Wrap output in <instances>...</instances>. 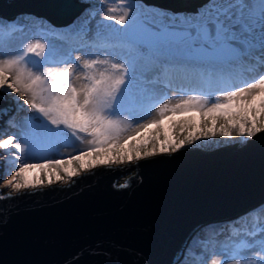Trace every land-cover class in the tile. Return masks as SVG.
Masks as SVG:
<instances>
[{
  "label": "snow or ice",
  "instance_id": "obj_1",
  "mask_svg": "<svg viewBox=\"0 0 264 264\" xmlns=\"http://www.w3.org/2000/svg\"><path fill=\"white\" fill-rule=\"evenodd\" d=\"M134 7L133 0H119L118 8L107 9L104 19L114 24L101 23L96 36L102 35L101 29L111 30L119 41L105 38L103 43L86 44V54L92 58L50 60L39 40L0 58V91L18 94L35 114L26 124L24 142L14 143L15 136L8 135L0 139V149L41 155L61 147L75 149L79 143V154L68 163L74 159L81 169L90 170L152 157L154 142L160 143V153H167L201 136H215L213 129L200 130V116L211 119L213 128L217 117L223 118L226 123L219 131L224 137H233V129L245 140L264 133V0H208L195 13L161 15L158 20L130 15ZM118 10L120 14H111ZM90 23L85 19L80 25L85 37ZM11 38L12 33L0 27V47ZM92 47L98 51L92 52ZM56 63L64 67L45 66ZM257 70L260 74L249 78ZM171 73L199 86L177 89L187 98L169 97L165 90L172 88ZM81 77L86 83L75 86L74 79ZM177 116L180 120H175ZM165 119L175 120L172 128L179 125L181 134L192 130L177 141L164 126ZM161 128L163 141L157 131ZM153 131L155 136L150 135ZM94 154L96 159L86 162ZM63 165L64 160L50 158L40 164L22 160L5 183L16 191L42 185L43 181L33 183L26 176L34 168H51L57 181L63 178L56 169H63L69 179L78 175ZM259 235V240L241 239L231 247L205 252L201 264H264V223ZM217 255L223 259H214Z\"/></svg>",
  "mask_w": 264,
  "mask_h": 264
},
{
  "label": "water",
  "instance_id": "obj_2",
  "mask_svg": "<svg viewBox=\"0 0 264 264\" xmlns=\"http://www.w3.org/2000/svg\"><path fill=\"white\" fill-rule=\"evenodd\" d=\"M133 1L178 13L207 0ZM87 7L78 0H0V18L27 14L66 26ZM22 111L0 96L3 136ZM0 196V264H174L198 227L264 203V133L241 148L159 153Z\"/></svg>",
  "mask_w": 264,
  "mask_h": 264
},
{
  "label": "rangeland",
  "instance_id": "obj_3",
  "mask_svg": "<svg viewBox=\"0 0 264 264\" xmlns=\"http://www.w3.org/2000/svg\"><path fill=\"white\" fill-rule=\"evenodd\" d=\"M81 3L88 4L87 8H90L89 14H80L76 19H74L71 23L74 25H77V22L83 23L85 19H88L91 21L89 27L91 28V31L88 33L87 37H85L83 34L79 38H77L75 41H71L70 38L68 39H62L57 36H50V38L43 37V34L39 33L36 30V27L34 25H27L26 28L22 29L16 34H12V38L10 41H5V46L0 47V58H7V55L15 54L22 46H25L28 43H34L36 40H39L40 43L46 45L45 47V55L51 60L60 61L62 59L68 60L69 57H71L73 60L76 57H80L81 60L92 58L89 57L86 53L88 49H85L84 46L86 44H92L93 41H96L97 43H101L98 41L97 38L111 36L113 38H118V36L112 32L111 30H104L101 29L102 35L100 37L96 36L97 33V26L101 23L108 25V24H114L113 21L105 20L104 17L109 14L107 12L108 8H118L119 0H78ZM135 7L133 9V12L130 13V15H137L138 13L141 15L142 18L147 19H159L161 15H186V14H192V13H185V12H178V13H172L169 11H164L157 9L155 7L147 8L144 7L142 3L133 1ZM111 14H120L119 10L116 13ZM20 15H27V14H20ZM69 23L68 25H70ZM77 23V24H76ZM30 24V23H28ZM67 26V25H66ZM115 28H120L121 26L118 24L114 25ZM92 52H97L96 47L91 48ZM101 58H104L103 56ZM39 59V58H36ZM46 67H64V65L56 63V64H46ZM68 67H71V62L67 65ZM79 72V70H77ZM260 71V70H259ZM259 73L255 74L254 76L259 75ZM252 76V77H254ZM251 78V77H250ZM86 83V81L81 77L80 79H74V84L77 87H80ZM159 88L163 89L164 85H158ZM214 88V87H212ZM189 89V88H188ZM190 90V89H189ZM214 90V89H213ZM169 97H176L177 99L181 98H187L186 95H182L180 91L175 89H166L165 90ZM218 94V93H217ZM0 96L9 99L13 109L15 110L17 107L23 109L22 114L20 115L18 121L16 122L15 126L13 127L12 131L8 135L15 136V142L23 143V132L25 130L27 122L35 115L32 110L29 108L28 105L24 103V100L21 99L18 94L11 93L10 95H5L2 91H0ZM177 99H173V103L177 102ZM210 99V98H209ZM171 115V114H169ZM189 116L196 115L195 113H189ZM7 118V115L3 116L1 121L3 123L0 126V130ZM158 118V117H157ZM175 120H180V117L177 116ZM175 120L171 123L165 119L164 126L168 129L169 135L177 141L179 139H184L185 136L188 135L189 131H191V128L186 129L183 134L179 131V125L175 127V129L172 128V124L175 123ZM200 130L203 132H208L209 129H213L216 131V135L212 136L209 134L208 136H201V139L198 141H195L191 144H185L184 147L179 149L178 151L182 150H188V149H199L203 152H211L213 150L222 148V147H230V146H236L237 148L243 147L249 140H245L244 138H241L237 135L236 131L233 129V137H224L220 134V125L225 124L226 121L221 118L217 117L215 128H213L211 119L205 120L203 116H200ZM0 121V123H1ZM157 131L161 132L160 135V141H163L165 139L163 135L164 128L158 129ZM8 135H2L0 133V139L7 138ZM151 136H155L156 132L153 131L150 133ZM197 135H200V131L197 132ZM156 146V154H159V148L160 143L154 142ZM152 143H149L148 149L150 150L152 148ZM81 145L79 143L76 144L75 149L72 147H61L58 151H50L46 153H42L41 155H33L30 151L25 153H20L17 150L13 148L9 149H0V167L2 168V173H0V195L8 194V193H16L22 190H26L28 188L21 189L19 191L14 190L11 186L7 185L5 181L11 179L12 174H14L18 169V164L24 160L28 163L33 164H40L45 162V158H50L53 160H64L63 168H68L71 170H76L78 174H80L82 171H87L84 169H81L80 162L76 160H72L71 164L68 163V160L71 159L72 156L78 155L79 153L76 151V149L80 148ZM167 153H172L171 151ZM115 155V153H113ZM96 159V155L94 154L91 158H86V162L91 163L92 160ZM144 159V158H142ZM141 160V159H139ZM138 160L134 159V163ZM128 163L126 160L124 163H111L108 166H122L123 164ZM129 163V164H131ZM92 169V168H91ZM56 172L59 173V175L63 178L59 181L56 180V174L52 171L51 168L48 169H30L26 176L29 180H31L33 183H35L37 180L43 181L42 185H39L37 187H45L48 184L49 176H51L52 183L51 184H59L64 185L67 182H69V178L67 174L63 171V169H56ZM19 179V177H18ZM29 188H35V187H29ZM263 204L255 207L254 209L248 211L247 215L243 214L244 219V227L240 226L239 223H234V229H231L229 231L227 228V225L222 226L224 223H214L213 225L217 224L216 227H214L212 232H215L217 229V233L219 234L215 239L212 237V234L206 235L205 237L199 236L197 240V244L195 246L194 252L191 250L186 255V260L184 261V264H196L195 261L201 262L203 259V254L205 253V249H208L207 251H219L221 247H231L235 241H239L241 239H255L259 240L261 239L260 233V225L261 223H264V217L263 215L258 216L254 218L251 216V214L254 212H257L259 209L263 208L261 207ZM245 215V216H244ZM254 220V221H253ZM212 224V223H210ZM251 233L252 235L249 236L248 234ZM222 234V235H220ZM210 243V244H209ZM186 245V244H185ZM184 245V247H185ZM181 251V255L185 254L183 249ZM181 257V256H180ZM179 257V258H180ZM214 259L220 260L223 259L221 256H214ZM179 260V259H178ZM210 264V261H209ZM232 264V262H230Z\"/></svg>",
  "mask_w": 264,
  "mask_h": 264
},
{
  "label": "trees",
  "instance_id": "obj_4",
  "mask_svg": "<svg viewBox=\"0 0 264 264\" xmlns=\"http://www.w3.org/2000/svg\"><path fill=\"white\" fill-rule=\"evenodd\" d=\"M89 13H90V8H86L85 10L82 11L81 14H89ZM28 23H30V24H28ZM77 23H76L77 25H74L71 23L70 25H67V26H55L52 23H50L49 21H47L46 19H44L42 17H37L35 15H18L15 18L10 19V20L0 18V27H3L6 32H11L12 34L18 33L22 29L26 28L27 25H29V26L34 25L36 27V30L39 33L43 34V37L50 38V36H57V37L62 38V39L70 38L71 41H75L77 38H79L81 36V33L79 32V28H80V25L82 24V21L77 22ZM105 38H107L112 43H118V41H119V39L113 38V37L108 36V35L106 37H101V38H97V39L99 42L103 43ZM50 57H49V59L51 60ZM251 63H254V62L250 61L249 64H251ZM237 71H242V70L237 69ZM260 71L257 70L256 72L249 73L248 74L249 78L254 76L255 74L259 73ZM169 78L172 80V88L171 89H175V88L179 89L180 87H184L186 89H188V88L191 89V87L199 86L195 80H192L191 82H189L188 80L184 79L183 77L179 76L176 73H171ZM211 87H215V86L213 85ZM245 215H247V214H245ZM261 215H263V217H264V207L259 209L257 212H255V213L253 212L251 214V216L254 218V220H256L255 218H257L258 216H261ZM221 223H224V224H222V226L227 225V228H228L227 231L234 229V226H233L234 223H239L240 226L244 227L243 215H240V216H238L234 219H231L229 221L228 220L223 221Z\"/></svg>",
  "mask_w": 264,
  "mask_h": 264
},
{
  "label": "bare ground",
  "instance_id": "obj_5",
  "mask_svg": "<svg viewBox=\"0 0 264 264\" xmlns=\"http://www.w3.org/2000/svg\"><path fill=\"white\" fill-rule=\"evenodd\" d=\"M62 60H64V59H62ZM3 121L4 120L1 121L0 126L3 123ZM0 173H2V168L1 167H0ZM216 225L217 224L213 225V224H210V223L209 224H204V225L198 227L196 230H194L192 232V234L189 236V238L186 240V242H185L186 245L184 244L185 247L183 246L184 247L183 251H184L185 254H182L181 257L179 258V260H177L174 264H184L185 263L184 262L186 260L185 257L189 253V251L192 250L194 252V250H195L194 248H195V246L197 244L196 242H197L199 236L205 237L206 235H209V234L213 233L212 237L215 239V237H217L219 235L217 233V229H216L215 232H212L214 230L213 228L216 227ZM220 235H222V234H220ZM207 250L208 249H205V252H208ZM201 262L200 261L199 262L195 261L196 264H201Z\"/></svg>",
  "mask_w": 264,
  "mask_h": 264
},
{
  "label": "flooded vegetation",
  "instance_id": "obj_6",
  "mask_svg": "<svg viewBox=\"0 0 264 264\" xmlns=\"http://www.w3.org/2000/svg\"><path fill=\"white\" fill-rule=\"evenodd\" d=\"M208 1V0H207ZM206 1V2H207ZM205 2V3H206ZM205 3H201L200 5H198L196 8H194V9H191V10H185V11H182V12H185V13H195L202 5H204ZM161 10V9H160ZM165 11V10H164ZM170 12V11H169Z\"/></svg>",
  "mask_w": 264,
  "mask_h": 264
},
{
  "label": "built area",
  "instance_id": "obj_7",
  "mask_svg": "<svg viewBox=\"0 0 264 264\" xmlns=\"http://www.w3.org/2000/svg\"><path fill=\"white\" fill-rule=\"evenodd\" d=\"M140 3H142V2H140ZM143 4V6L145 7H147V8H150V6H148V5H146V4H144V3H142Z\"/></svg>",
  "mask_w": 264,
  "mask_h": 264
}]
</instances>
